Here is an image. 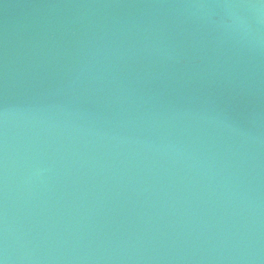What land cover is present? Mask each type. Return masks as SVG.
Listing matches in <instances>:
<instances>
[{"label":"water","instance_id":"95a60500","mask_svg":"<svg viewBox=\"0 0 264 264\" xmlns=\"http://www.w3.org/2000/svg\"><path fill=\"white\" fill-rule=\"evenodd\" d=\"M0 264H264V0H0Z\"/></svg>","mask_w":264,"mask_h":264}]
</instances>
